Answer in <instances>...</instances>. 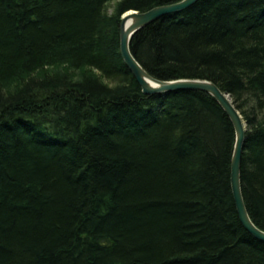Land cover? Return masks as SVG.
<instances>
[{
    "label": "trees",
    "instance_id": "1",
    "mask_svg": "<svg viewBox=\"0 0 264 264\" xmlns=\"http://www.w3.org/2000/svg\"><path fill=\"white\" fill-rule=\"evenodd\" d=\"M179 0H0V264H264L200 90L142 92L121 16ZM161 80L202 78L247 123L241 188L264 230V0H198L137 30Z\"/></svg>",
    "mask_w": 264,
    "mask_h": 264
},
{
    "label": "water",
    "instance_id": "2",
    "mask_svg": "<svg viewBox=\"0 0 264 264\" xmlns=\"http://www.w3.org/2000/svg\"><path fill=\"white\" fill-rule=\"evenodd\" d=\"M198 0H179L154 6L145 11L128 10L121 16V58L146 95H156L182 90H200L211 94L231 120L235 130V142L231 158L230 182L236 211L242 226L256 239L264 242V230L257 227L247 211L241 188V158L245 146L247 123L236 108L231 97L214 82L202 78H180L161 80L151 76L137 61L130 50L133 34L140 28L163 16L180 13Z\"/></svg>",
    "mask_w": 264,
    "mask_h": 264
}]
</instances>
